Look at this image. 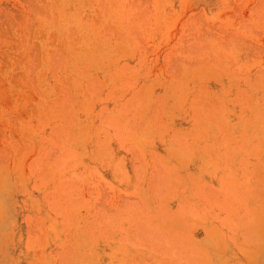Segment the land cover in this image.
I'll list each match as a JSON object with an SVG mask.
<instances>
[{
    "label": "rangeland",
    "instance_id": "rangeland-1",
    "mask_svg": "<svg viewBox=\"0 0 264 264\" xmlns=\"http://www.w3.org/2000/svg\"><path fill=\"white\" fill-rule=\"evenodd\" d=\"M0 264H264V0H0Z\"/></svg>",
    "mask_w": 264,
    "mask_h": 264
}]
</instances>
